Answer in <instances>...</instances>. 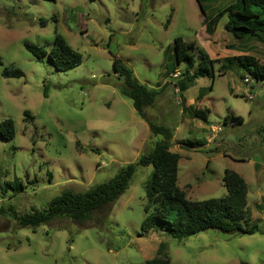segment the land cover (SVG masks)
<instances>
[{
	"label": "rangeland",
	"instance_id": "obj_1",
	"mask_svg": "<svg viewBox=\"0 0 264 264\" xmlns=\"http://www.w3.org/2000/svg\"><path fill=\"white\" fill-rule=\"evenodd\" d=\"M233 1H207L205 15ZM256 12L264 19V6ZM203 17L196 0H0V121L11 118L15 128L11 140L0 135V205L42 208L64 189L80 192L109 180L152 149L159 137L121 92L112 70L119 58L159 91L145 110L173 130L170 150L180 156L177 185L186 198L225 195L224 170L235 171L247 184L249 222L258 230L208 229L182 239L160 228L142 234L152 165L137 166L120 197L82 223L59 217L21 228L0 216V264H147L158 256L169 264H264V79L244 71L245 82L237 62L221 67L238 55L264 66V42L235 39L224 29L226 15L208 35ZM57 34L82 58L65 72L24 47L49 49ZM177 36L216 60L213 81L202 75L176 91L185 70L174 58ZM195 61L194 69L196 55ZM6 65L23 76H1ZM193 107L209 110L207 122L192 115ZM226 116L243 122L223 123Z\"/></svg>",
	"mask_w": 264,
	"mask_h": 264
},
{
	"label": "trees",
	"instance_id": "obj_2",
	"mask_svg": "<svg viewBox=\"0 0 264 264\" xmlns=\"http://www.w3.org/2000/svg\"><path fill=\"white\" fill-rule=\"evenodd\" d=\"M210 0H196L201 13L202 23L208 35L214 34L220 19L227 16L224 29L235 39L247 37L264 42V19L256 12V8L264 6V0H234L232 3L217 10L211 16L205 15L204 3ZM24 47L37 61L47 58L57 71H68L81 63V54L73 49L65 39L57 34L49 49L43 46L25 42ZM192 41L187 42L182 37L174 39V58L177 64L184 63L185 70L176 88L184 92L190 83L199 76L207 75L212 81L215 59L203 50L194 52ZM195 55L199 65L194 69ZM227 64L221 65L224 71L237 62L243 69L240 78H245V72L255 81L264 79V66L258 64L253 56L238 55L226 57ZM194 69V70H193ZM112 70L122 79L121 92L131 99L137 114L147 123L150 133L159 138L154 142L147 154H142L132 163L122 166L117 173L107 181L91 188L76 192L64 189L52 197L42 208H30L18 211L12 204L0 205V216H8L21 227L36 228L59 217H67L78 223L90 218L93 212L112 204L128 188L137 166L152 165V171L145 184L147 203L144 206L145 216L141 222L142 234L151 229H162L172 238H186L208 229L219 230L227 234H252L258 230L256 224L249 222L247 206V184L235 171L225 169L222 177L226 194L217 198L191 200L186 198L184 191L177 185L179 154L171 151L173 130L166 124L156 121L147 114L145 108L152 105L159 93L157 89L149 88L141 83L119 58H113ZM212 71V72H211ZM245 71V72H244ZM245 74V75H244ZM5 78H21L23 71L6 65L1 70ZM212 89V83L209 87ZM184 100V98L182 99ZM193 116L204 122L208 120L207 108L193 107ZM241 125L240 116H226L223 123ZM0 135L11 140L15 135L14 122L11 118L0 121ZM197 145H201L198 143ZM15 184L22 188L21 183ZM147 264H169L166 257H155L146 261Z\"/></svg>",
	"mask_w": 264,
	"mask_h": 264
},
{
	"label": "built area",
	"instance_id": "obj_3",
	"mask_svg": "<svg viewBox=\"0 0 264 264\" xmlns=\"http://www.w3.org/2000/svg\"><path fill=\"white\" fill-rule=\"evenodd\" d=\"M245 82H247L249 80L248 75L245 76V78L243 79ZM176 91H178V89L176 88Z\"/></svg>",
	"mask_w": 264,
	"mask_h": 264
},
{
	"label": "crops",
	"instance_id": "obj_4",
	"mask_svg": "<svg viewBox=\"0 0 264 264\" xmlns=\"http://www.w3.org/2000/svg\"><path fill=\"white\" fill-rule=\"evenodd\" d=\"M209 140H210V138H209Z\"/></svg>",
	"mask_w": 264,
	"mask_h": 264
}]
</instances>
